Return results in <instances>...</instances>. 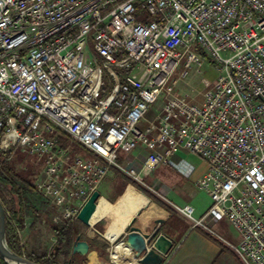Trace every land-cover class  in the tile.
Here are the masks:
<instances>
[{
    "label": "built area",
    "instance_id": "2783aa9c",
    "mask_svg": "<svg viewBox=\"0 0 264 264\" xmlns=\"http://www.w3.org/2000/svg\"><path fill=\"white\" fill-rule=\"evenodd\" d=\"M200 53L219 73L201 107L173 96ZM64 138L91 156H74ZM140 145L138 168L120 163ZM18 147L44 158L38 188L61 226L111 171L156 193L145 176L161 165L189 176L172 157L197 155L212 204L199 220L189 205L179 211L242 264H264V0H0V151ZM225 219L238 244L210 229Z\"/></svg>",
    "mask_w": 264,
    "mask_h": 264
},
{
    "label": "crops",
    "instance_id": "0c3cea01",
    "mask_svg": "<svg viewBox=\"0 0 264 264\" xmlns=\"http://www.w3.org/2000/svg\"><path fill=\"white\" fill-rule=\"evenodd\" d=\"M155 115L156 113L153 117ZM180 153L189 154L180 151L172 159L176 163L183 162L184 166L192 167L190 175L186 176L171 166H158L145 176L148 179L155 174L156 180L162 185V188L156 193L153 192L154 195L151 197L141 193L133 183L115 170L103 180L97 190L100 193L97 208L102 204L101 206L104 209L108 208V211L100 219L91 220L89 227L79 220L71 224L76 227L81 240L90 244L91 251L98 253L89 264H135L132 259L125 257L127 255L125 252L118 258H112V253L117 251L112 241L121 233L112 238L110 230L120 220L124 204H130L128 208L125 207L124 212L135 215L127 221L125 227L147 212L145 207L148 204L156 208L159 217L166 219L162 233L172 241L173 247L163 264H242L223 241L205 228L196 226L195 222L179 211V208L189 205L194 209V217L199 220L206 215L212 204L209 195L198 188V182L207 173L208 165L200 157V161L192 163L180 157ZM146 157L145 147L140 145L132 153L119 157V161L129 167L138 168ZM147 184L151 187L149 183ZM210 229L227 242L232 244L240 242V236L226 219L210 222Z\"/></svg>",
    "mask_w": 264,
    "mask_h": 264
},
{
    "label": "rangeland",
    "instance_id": "374dc122",
    "mask_svg": "<svg viewBox=\"0 0 264 264\" xmlns=\"http://www.w3.org/2000/svg\"><path fill=\"white\" fill-rule=\"evenodd\" d=\"M200 55L203 62L202 66L199 69L196 66L192 68L189 71V76L186 80H178L180 77V73L183 70V64L185 62V58H182L169 83V86L171 87L173 81L178 80V83L173 87V96L178 98H185L187 96V100L189 102L199 107H201L204 102L205 93L213 88L219 77L218 66L203 53H200ZM108 94L109 88H106L102 92L101 97L107 96ZM167 97L168 96L165 91L163 95H161V97L158 99V101L150 107L149 113L147 114L148 119H151L154 113L160 112L162 110V106L166 102ZM61 145L62 147L70 148L74 156H91V154L85 151L79 144L71 142L67 138H64L62 140ZM122 155L126 154L119 152V156L121 157ZM179 156L192 163L200 161L197 155L190 153H180ZM7 163H9V165L12 166L18 174H20L26 181H28V186H25L24 184L20 188L22 195L26 199V213L24 217L25 223L24 227L19 229L21 244L24 246L28 254L35 252L39 256H43L45 254L48 258H50L53 248L57 244L58 240L55 232L52 229V223L59 228L62 227L61 225H57L56 223H54L53 220H48L51 218L50 216V218H48V213L52 211L53 218L55 215H57V210L49 204L48 200L44 197V195L38 188L39 184L44 179V158L38 155H30L28 149L18 147L14 153H10ZM121 175H123L131 183H133L137 187V189H139V191H141V193H143L144 195L149 197L154 195L152 191L135 183L128 176L124 174ZM146 178L144 177V181H147L146 184L149 183L151 187H153L156 191H159L162 188V185L159 184L160 182L156 180L155 174H152V176L148 179ZM100 191H102V188L100 189ZM41 195L43 196L44 200L42 199ZM10 198L11 197L8 195V192L5 189L0 188V201L2 203H7L10 201ZM101 205L97 208V211L95 212L91 220L100 219L108 211V208L104 209V207H102ZM129 205L130 204H124L123 211L121 213L122 216L119 218L120 220L116 222L115 226L111 228L110 237L114 238L119 233H121L125 225L127 224V221L131 220L135 216L126 214L124 212L125 207L128 208ZM42 207L43 211L41 218H37L36 210Z\"/></svg>",
    "mask_w": 264,
    "mask_h": 264
},
{
    "label": "water",
    "instance_id": "95a60500",
    "mask_svg": "<svg viewBox=\"0 0 264 264\" xmlns=\"http://www.w3.org/2000/svg\"><path fill=\"white\" fill-rule=\"evenodd\" d=\"M99 191H95L81 208L77 218L86 226H91V219L97 209ZM166 219L156 213L145 212L136 221L130 222L121 234L112 241L116 250L123 249L131 255L135 264H163L165 257L173 247L172 241L162 233ZM103 237V235H101ZM73 255L86 258L87 263L93 261L98 253L91 251L90 244L78 236L73 244ZM0 259L6 264H37L24 256L14 253L6 236V210L0 201ZM113 261V260H112ZM72 264V260L69 261Z\"/></svg>",
    "mask_w": 264,
    "mask_h": 264
},
{
    "label": "trees",
    "instance_id": "16d2710c",
    "mask_svg": "<svg viewBox=\"0 0 264 264\" xmlns=\"http://www.w3.org/2000/svg\"><path fill=\"white\" fill-rule=\"evenodd\" d=\"M9 156V152L6 153L0 151V188L5 189L11 197L9 202H3L6 210L7 243L10 249L17 255L24 256L28 260L37 264H69L70 260H72V264H86V258L72 254L73 244L78 237V232L76 227L71 224L59 228L52 223V229L58 240L53 248L50 258L45 254L39 256L35 252L29 254L26 252L19 237V229L24 227V217L26 213V199L22 195L20 188L24 184L25 186H28V181H26L12 166L9 165V163H7ZM42 199L44 200L43 196ZM42 211L43 207L36 210L37 218H41ZM52 214V211L48 213V218L51 217L48 220H52ZM0 264L6 263L0 259Z\"/></svg>",
    "mask_w": 264,
    "mask_h": 264
},
{
    "label": "bare ground",
    "instance_id": "6f19581e",
    "mask_svg": "<svg viewBox=\"0 0 264 264\" xmlns=\"http://www.w3.org/2000/svg\"><path fill=\"white\" fill-rule=\"evenodd\" d=\"M145 208L147 209L148 212L156 213V208L154 206H152V205L149 206V204H148ZM123 252L127 253V255L125 257L126 258L128 257V259L131 260V255L127 251H125L123 249H118L117 251H114L112 253V258H114V257H117V258L120 257V254L123 255L122 254ZM131 261H133V260H131Z\"/></svg>",
    "mask_w": 264,
    "mask_h": 264
}]
</instances>
